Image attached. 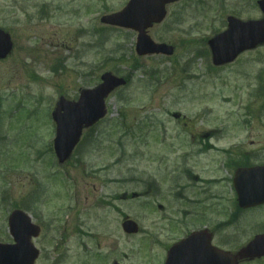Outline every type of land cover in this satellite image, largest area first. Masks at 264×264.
Masks as SVG:
<instances>
[{
    "label": "rangeland",
    "instance_id": "374dc122",
    "mask_svg": "<svg viewBox=\"0 0 264 264\" xmlns=\"http://www.w3.org/2000/svg\"><path fill=\"white\" fill-rule=\"evenodd\" d=\"M126 1L0 0V27L14 44L0 59V242L12 241L10 211H26L42 227L36 264H147V246L162 251L147 237L174 239L188 230L174 228L175 221L203 223L202 216L225 250L264 234V206L237 211L230 186L219 180L232 171L216 163L219 153L202 151V140L217 145L246 130L254 142L238 149V160H264L257 96L264 92V49L212 67L206 40L223 26L212 21L217 0H180L148 30L174 54L138 56L135 31L99 22ZM226 4L224 15L259 18L254 0ZM106 71L126 77V85L58 164L49 149L55 101L76 99ZM125 218L138 223L137 234L122 231ZM240 264H264V257Z\"/></svg>",
    "mask_w": 264,
    "mask_h": 264
},
{
    "label": "water",
    "instance_id": "95a60500",
    "mask_svg": "<svg viewBox=\"0 0 264 264\" xmlns=\"http://www.w3.org/2000/svg\"><path fill=\"white\" fill-rule=\"evenodd\" d=\"M171 0H130L127 6L120 12L106 15L101 18L103 23L128 27L139 31L136 44L138 54L165 53L170 54L171 48L164 44H155L144 34L153 21L158 22L164 16V4ZM261 4V3H260ZM264 9V3L261 4ZM231 31L234 38L244 37L242 34L252 32L255 36L252 24L233 22ZM8 34L0 29V58H4L11 50L12 43ZM225 35L214 38L209 42L215 63L231 60L236 53L235 48L228 49L230 38ZM247 36V35H246ZM251 36V35H250ZM102 84L91 90H82L77 102L66 101L61 98L52 113L57 123V137L54 141V150L60 162L66 159L77 143L81 129L96 122L105 114L103 98L115 87L125 84L121 78L114 77L110 73L102 74ZM235 180L239 201L251 200L247 205H255L264 202V166L236 172ZM249 198V199H247ZM246 206V205H245ZM125 231H135V224L127 221L123 225ZM9 231L13 236L14 244L0 243V264H33L38 251L34 248L30 239L38 234V228L30 223L29 218L20 211H14L9 217ZM264 254V234L258 235L251 243L239 252V256L250 258Z\"/></svg>",
    "mask_w": 264,
    "mask_h": 264
},
{
    "label": "flooded vegetation",
    "instance_id": "af4514ba",
    "mask_svg": "<svg viewBox=\"0 0 264 264\" xmlns=\"http://www.w3.org/2000/svg\"><path fill=\"white\" fill-rule=\"evenodd\" d=\"M221 2H222L223 5L219 9V22H220V24H224V27H225L227 25L226 19H227L228 16H235V17H238V16L235 15V14L224 15L223 11L225 10V6L227 4H226V0H221ZM259 19L262 21V23L264 25V16L261 13L259 15ZM258 48L263 50L264 49V43L260 44V46H258L256 49H258ZM247 52H251V51H247ZM244 53H246V52H243L242 54H244ZM220 139L221 138H219V140ZM226 140H228V141H226L225 143H219L217 145L216 144H212L211 148L215 152L220 154V157L218 158L219 160H217L216 163L220 164L223 167L228 165L229 166V168H228L229 170L228 171H233L237 167V165L244 166L243 164H238L239 162H241V161L238 162V160H237L241 156V153H238V149L246 147L247 143L249 145H251V144H253L254 141L249 139L247 135H240V136L239 135H235V136H233L231 138H227ZM205 150H206L205 146H202V151H205ZM207 150H210V148L207 149ZM245 163H247V162H244V164ZM220 180L222 181V179H220ZM224 181L227 182L226 184H229V185L232 184L231 180H230V176L228 178L224 179ZM202 219H203V223H204L205 222V217L202 216ZM211 236H212V240H214L215 233L212 232V231H211ZM212 244L213 245H217V244H215V242H213ZM162 247H163V250L165 252V251L168 250L169 245H164V246L162 245ZM164 256H165V253L163 255H161V258H163ZM164 262L165 261H163V259L162 260L158 259V260L154 261V264H164ZM186 264H199V263L197 261L190 260V261H187Z\"/></svg>",
    "mask_w": 264,
    "mask_h": 264
}]
</instances>
